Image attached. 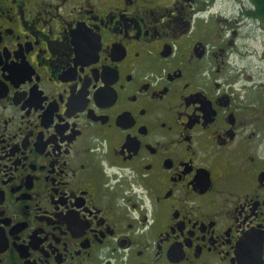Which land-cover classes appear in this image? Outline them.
Returning <instances> with one entry per match:
<instances>
[{"label": "flooded vegetation", "instance_id": "af4514ba", "mask_svg": "<svg viewBox=\"0 0 264 264\" xmlns=\"http://www.w3.org/2000/svg\"><path fill=\"white\" fill-rule=\"evenodd\" d=\"M0 0V264H264V0Z\"/></svg>", "mask_w": 264, "mask_h": 264}, {"label": "rangeland", "instance_id": "374dc122", "mask_svg": "<svg viewBox=\"0 0 264 264\" xmlns=\"http://www.w3.org/2000/svg\"><path fill=\"white\" fill-rule=\"evenodd\" d=\"M217 1V2H216ZM215 10L219 13H227L229 11V0H216Z\"/></svg>", "mask_w": 264, "mask_h": 264}]
</instances>
